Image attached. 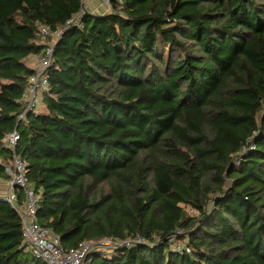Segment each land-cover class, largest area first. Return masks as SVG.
I'll return each instance as SVG.
<instances>
[{"label":"trees","instance_id":"16d2710c","mask_svg":"<svg viewBox=\"0 0 264 264\" xmlns=\"http://www.w3.org/2000/svg\"><path fill=\"white\" fill-rule=\"evenodd\" d=\"M80 7L0 0V140L17 129L39 224L64 249L144 242L93 264H264V0L85 13L54 46L40 112L17 123L47 43L38 27L62 28ZM177 232L189 254L165 241ZM0 264H44L2 198Z\"/></svg>","mask_w":264,"mask_h":264},{"label":"built area","instance_id":"2783aa9c","mask_svg":"<svg viewBox=\"0 0 264 264\" xmlns=\"http://www.w3.org/2000/svg\"><path fill=\"white\" fill-rule=\"evenodd\" d=\"M86 1H88L87 4ZM123 0H80L79 12L73 14L62 28L51 30L46 26H39L41 36L48 40L43 52L35 57L32 66V74L28 79V87L21 95L18 102L23 103L24 109L17 118V123L26 120L30 114H36L41 105V98L48 92L49 69L52 63V55L55 44L62 38L64 33L71 29L83 28V16L85 13L106 14L110 12L113 2L122 3ZM96 7L94 8V6ZM92 10V12L90 11ZM19 141L17 129L4 136L0 140V149L9 152V160L6 162L0 159L3 167L5 180L0 179V183L5 181L7 192L2 199L9 204L18 214L22 224L23 242L28 246L31 255L35 259L41 260L44 264H93L96 253H113L120 248H127L133 244H143V240L136 237L116 243L111 239L102 241L83 242L74 249H64L60 246L59 239L54 233L43 228L36 217L38 195L29 186L27 179V166L16 153V145ZM182 232H177L165 239L175 253H190V249L177 242V236Z\"/></svg>","mask_w":264,"mask_h":264},{"label":"crops","instance_id":"0c3cea01","mask_svg":"<svg viewBox=\"0 0 264 264\" xmlns=\"http://www.w3.org/2000/svg\"><path fill=\"white\" fill-rule=\"evenodd\" d=\"M96 7V5L94 6V8ZM35 58H33L32 60H31V63L32 64H34V62H35V60H34ZM32 68V67H31ZM41 105H42V103H41ZM39 106V110L41 109V107L42 106ZM38 113V112H37ZM6 192H7V186H6V183H5V181H3V182H1L0 183V198H2V197H4L5 195H6Z\"/></svg>","mask_w":264,"mask_h":264},{"label":"rangeland","instance_id":"374dc122","mask_svg":"<svg viewBox=\"0 0 264 264\" xmlns=\"http://www.w3.org/2000/svg\"><path fill=\"white\" fill-rule=\"evenodd\" d=\"M88 3V1H86V3L85 4H87ZM90 11L92 12V10L90 9ZM47 42H48V40H46ZM29 66L30 67H32L33 66V64L32 63H30L29 64ZM37 112H40V110L38 109V111ZM183 243V242H182ZM102 254H106L105 252H102Z\"/></svg>","mask_w":264,"mask_h":264}]
</instances>
